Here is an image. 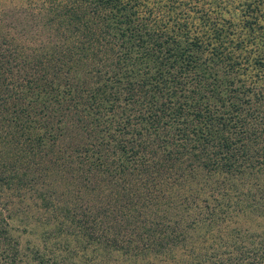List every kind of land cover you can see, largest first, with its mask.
I'll return each mask as SVG.
<instances>
[{
  "label": "trees",
  "instance_id": "trees-1",
  "mask_svg": "<svg viewBox=\"0 0 264 264\" xmlns=\"http://www.w3.org/2000/svg\"><path fill=\"white\" fill-rule=\"evenodd\" d=\"M34 24L50 41L16 40ZM262 77L264 0H0V264L187 262L172 182L264 164ZM28 197L60 255L9 241ZM225 243L212 264L264 259Z\"/></svg>",
  "mask_w": 264,
  "mask_h": 264
},
{
  "label": "rangeland",
  "instance_id": "rangeland-1",
  "mask_svg": "<svg viewBox=\"0 0 264 264\" xmlns=\"http://www.w3.org/2000/svg\"><path fill=\"white\" fill-rule=\"evenodd\" d=\"M32 13L35 12L24 16L19 14L20 19L33 23L35 18ZM4 27L10 34L14 33L15 26L8 23ZM41 30L39 24H34L29 32L22 30L20 34L15 33V38L28 47L43 46L50 38L44 37ZM247 89L248 92L243 95L247 100L243 110L248 113L247 116L260 118L264 123V77ZM262 143L261 139L256 145L259 147ZM256 155L254 153V157H250L239 172L231 175L218 173L210 177L199 173L188 183L185 180L172 182L173 217L176 219L182 215V224H191V228L186 230L188 259L184 264H212L210 255L227 246L225 242L230 239L242 245L264 242V164L263 160H256ZM208 181L210 184H207ZM188 185L191 186L190 189ZM14 203L10 205L9 216L5 218L9 241L14 242L19 256L22 253L30 255L29 250L34 246L47 253L52 250L57 254L60 248L56 243L53 245L54 240L42 237L43 229L52 223L51 220H47L51 222L49 224L42 220L46 210L38 208L37 202H32L30 197L23 204H17L16 201ZM3 213L6 211L3 210ZM228 249L233 253L231 248ZM62 253L65 254L63 251ZM73 259L78 261L79 257L75 255ZM261 264H264V259Z\"/></svg>",
  "mask_w": 264,
  "mask_h": 264
}]
</instances>
